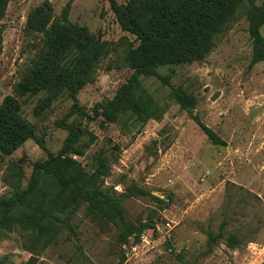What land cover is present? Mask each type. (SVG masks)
Listing matches in <instances>:
<instances>
[{"label": "rangeland", "instance_id": "obj_1", "mask_svg": "<svg viewBox=\"0 0 264 264\" xmlns=\"http://www.w3.org/2000/svg\"><path fill=\"white\" fill-rule=\"evenodd\" d=\"M43 1L13 0L1 20L0 103L14 95L39 49L41 36L29 34L25 28L29 11ZM50 1L52 16L58 18L69 0ZM115 1L124 4L128 0ZM69 21L117 49L100 64L94 83L76 96L80 109L92 115L93 106L111 99L132 74L127 68L109 67H114L122 46L135 41L121 30L109 0H71ZM247 29L242 18L203 62L158 70L172 87H182L196 96L197 105L191 112L226 146L212 145L190 114L171 99L170 87L155 77H141L140 82L166 107L160 122L150 120L141 125L130 115L107 125L76 115L67 119L80 124L84 142L93 137L83 156H71L85 171L92 172L97 153L105 151L111 166L105 188L122 193L125 187L135 185L165 199L162 208L150 196L123 202L127 221L140 225L152 220L160 226L157 236L146 232L145 247L126 255L116 227L96 225L81 207L70 222L74 234H61L56 243L34 256L23 249L18 231L4 232L0 264H264V62L249 68L252 45ZM261 32L264 37V28ZM37 99L22 100L23 114L46 148L56 154L68 135L56 123L64 119L73 102L57 101L35 116ZM46 157L32 140L9 156L0 154V197L13 190L18 178L22 177L25 187L33 164ZM224 220L225 238L237 236L242 244L230 249L223 238L208 252L206 231L218 233ZM165 223L170 230L162 229Z\"/></svg>", "mask_w": 264, "mask_h": 264}, {"label": "trees", "instance_id": "obj_2", "mask_svg": "<svg viewBox=\"0 0 264 264\" xmlns=\"http://www.w3.org/2000/svg\"><path fill=\"white\" fill-rule=\"evenodd\" d=\"M13 0H0V56L3 42V24L8 4ZM258 0H128L119 4L109 0L110 9L121 30L134 37L135 43L122 46L114 67L127 68L132 74L119 86L111 99L96 103L92 115L83 112L77 104V94L94 83L100 64L117 49L95 36L84 26L69 21L71 0L53 18L50 0L32 8L26 17V31L41 36L37 53L31 59L27 72L14 89L0 103V154L9 156L28 140L34 141L46 159L33 164L25 187L18 178L12 191L0 197V236L4 232L18 231L22 247L32 256L56 243L61 234H74L71 220L83 207L84 214L96 225H113L118 230V240L126 244L133 237L138 243L142 235L155 229L156 222L135 225L127 221L123 202L131 197L150 196L159 207L165 199L154 197L145 189L130 185L122 193L113 187L105 188L110 174L105 151L97 153L92 172L85 171L72 160V155L83 156L93 137L84 142L85 132L80 124L67 122L75 116L87 121L99 120L101 124H115L121 116L130 115L141 125L153 120L160 122L166 107L159 105L143 87L141 77H155L170 87V97L190 114L207 140L215 146L225 142L193 114L197 98L182 87L174 88L160 68L201 63L216 48L221 38L233 24L244 18L252 45L249 68L264 62V2ZM38 97L33 113L40 116L60 100L73 102L70 111L56 124L67 130L61 149L51 153L24 116L22 100ZM224 220L218 233L206 231L207 251L225 238ZM226 246L236 249L242 241L237 236L224 239ZM181 260V255L176 256ZM29 263V262H28Z\"/></svg>", "mask_w": 264, "mask_h": 264}, {"label": "built area", "instance_id": "obj_3", "mask_svg": "<svg viewBox=\"0 0 264 264\" xmlns=\"http://www.w3.org/2000/svg\"><path fill=\"white\" fill-rule=\"evenodd\" d=\"M155 229L158 233H160V226L157 223L155 224ZM162 229L170 230L171 226L169 225V223H165ZM132 240H133V237L131 238L130 241H128L126 244L123 245V249L124 251H126V255H128V253L131 254L132 252H135V251H136L135 253H137V251H139L140 249H143L146 245L145 234L142 235L138 243H133Z\"/></svg>", "mask_w": 264, "mask_h": 264}]
</instances>
